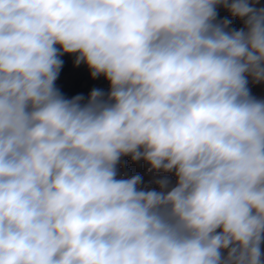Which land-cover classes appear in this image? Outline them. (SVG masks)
Returning a JSON list of instances; mask_svg holds the SVG:
<instances>
[{"label":"clouds","instance_id":"obj_1","mask_svg":"<svg viewBox=\"0 0 264 264\" xmlns=\"http://www.w3.org/2000/svg\"><path fill=\"white\" fill-rule=\"evenodd\" d=\"M259 4L0 0V264H264Z\"/></svg>","mask_w":264,"mask_h":264},{"label":"rangeland","instance_id":"obj_2","mask_svg":"<svg viewBox=\"0 0 264 264\" xmlns=\"http://www.w3.org/2000/svg\"><path fill=\"white\" fill-rule=\"evenodd\" d=\"M258 6H264V0H260V4ZM218 12L219 19L225 17L232 19L233 22L231 26L233 28L239 29L242 27V21L230 17L224 9H218ZM60 59L63 61V65L58 78L55 81V85L66 98L70 99L78 94L87 98L93 89H100L107 93L109 89V82L102 76L93 79L85 64L81 63L77 65L75 63V54H63L60 56ZM249 88L254 97L264 99V83H250ZM134 174L142 175L145 181L152 178V174L147 172V166L143 162L133 163L130 157L123 158L121 165H118L117 178H124ZM262 251H264V245H262Z\"/></svg>","mask_w":264,"mask_h":264}]
</instances>
